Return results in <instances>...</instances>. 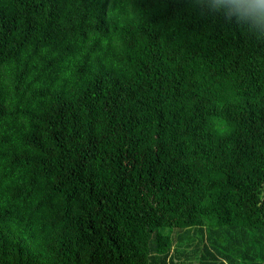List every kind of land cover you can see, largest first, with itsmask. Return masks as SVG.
Instances as JSON below:
<instances>
[{
  "label": "trees",
  "instance_id": "obj_1",
  "mask_svg": "<svg viewBox=\"0 0 264 264\" xmlns=\"http://www.w3.org/2000/svg\"><path fill=\"white\" fill-rule=\"evenodd\" d=\"M0 264H264L259 14L0 0Z\"/></svg>",
  "mask_w": 264,
  "mask_h": 264
},
{
  "label": "clouds",
  "instance_id": "obj_2",
  "mask_svg": "<svg viewBox=\"0 0 264 264\" xmlns=\"http://www.w3.org/2000/svg\"><path fill=\"white\" fill-rule=\"evenodd\" d=\"M242 5V13L248 12L252 15L259 14L261 22H264V0H236Z\"/></svg>",
  "mask_w": 264,
  "mask_h": 264
}]
</instances>
